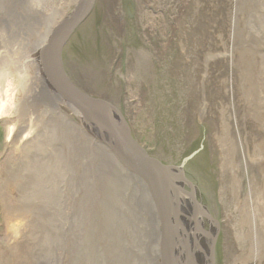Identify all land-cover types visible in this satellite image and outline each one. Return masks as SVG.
Wrapping results in <instances>:
<instances>
[{"label": "rangeland", "instance_id": "obj_1", "mask_svg": "<svg viewBox=\"0 0 264 264\" xmlns=\"http://www.w3.org/2000/svg\"><path fill=\"white\" fill-rule=\"evenodd\" d=\"M58 1L0 0L2 76L30 44L16 23L35 35ZM63 61L152 156L180 166L197 152L184 173L217 222L214 264H264V0H96ZM37 98L0 118V264H149L142 193L85 125Z\"/></svg>", "mask_w": 264, "mask_h": 264}, {"label": "bare ground", "instance_id": "obj_2", "mask_svg": "<svg viewBox=\"0 0 264 264\" xmlns=\"http://www.w3.org/2000/svg\"><path fill=\"white\" fill-rule=\"evenodd\" d=\"M77 1L79 3L80 0H59L57 3L53 4L54 6L49 8L50 14L46 15V23L42 28L38 30L35 35L33 34V29L27 26V22L25 23L22 21L20 22V24L16 23L15 29L18 30V34H21L20 36L23 38V40L25 37H27V40L25 41H28L30 44H27L22 47L16 54V57L20 63V67L18 65V70L12 73L8 72L9 74L3 73V76L1 75L2 73L0 74V118H2L3 116L7 117V115L9 116V114L11 116L13 113L16 115L19 114V111H21L20 109L23 108V102L37 96V99L39 100L48 101L49 103L53 101L57 106L59 104L60 107H63L65 110L69 111L72 116H74L83 125H85L87 127L86 129H88L90 134H92L94 138H96L100 143H102L103 146L105 145L104 151L107 154V159L111 160L113 165L117 169H119V172L131 179L135 183L139 191L142 193L143 198L146 202L145 207L147 208V215L149 220V264H162V224L158 216L156 205L149 191L148 184L139 175H137L131 169L120 163L112 147L108 145L107 136H104L92 123L88 122L83 117L80 110L71 102L66 100L59 93V91L54 87V85L50 81L46 73V69L43 65L42 49L47 44L50 36L54 31V28L66 15L68 9L74 6ZM78 3L75 6H77ZM14 34L16 33L14 32ZM17 39L19 38L17 37ZM15 130L16 126H11L8 128V140L13 137L14 132H17ZM32 134L33 133L30 129L23 138L29 139ZM173 173L176 177L175 184L179 188H184V183L179 180L181 176L180 171H178V169H175L173 170ZM195 192V188H193V191L191 192L192 196H176L174 192H171L172 201L174 200L175 204L178 205L179 208L178 237L180 243L177 240L176 244H179L180 248L185 246V244H188L190 253L192 255V262H186V258L182 253V250L178 249L175 251V245L173 255L175 264H212L211 246L212 239L217 230V222L212 219L210 226L206 228L205 219L207 218V215L210 216V214L207 208L205 206H202V204L198 202ZM187 196H190L191 198L189 199ZM198 208L200 210V214H197ZM182 249L183 251H185L184 248Z\"/></svg>", "mask_w": 264, "mask_h": 264}, {"label": "water", "instance_id": "obj_3", "mask_svg": "<svg viewBox=\"0 0 264 264\" xmlns=\"http://www.w3.org/2000/svg\"><path fill=\"white\" fill-rule=\"evenodd\" d=\"M95 1L80 0L69 16L63 18L54 28L47 44L42 49L43 65L50 81L59 93L75 105L88 122L92 123L104 136H107L108 145L112 147L120 163L131 169L148 184L162 224L161 262L162 264H175L173 255L176 241H179V208L174 200L172 201L171 192H174L176 196H192V194L175 184L176 177L173 170L180 171L179 180L184 185L190 186L193 191L194 185L185 176L184 165L197 152L186 157L180 166L164 164L152 156L133 136L124 114L117 106L105 99L83 92L69 77L63 61L64 47L75 30L88 18ZM197 214H200L199 208ZM207 218L212 220L209 215ZM216 237V235L213 237L211 246L212 264H214ZM183 248L187 254L186 262H192L188 244H185Z\"/></svg>", "mask_w": 264, "mask_h": 264}]
</instances>
